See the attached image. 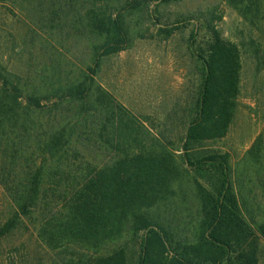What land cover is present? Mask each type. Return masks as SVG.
<instances>
[{"label":"trees","instance_id":"16d2710c","mask_svg":"<svg viewBox=\"0 0 264 264\" xmlns=\"http://www.w3.org/2000/svg\"><path fill=\"white\" fill-rule=\"evenodd\" d=\"M176 35L173 140L112 73ZM244 95L264 109V0H0V264H264V126L219 145Z\"/></svg>","mask_w":264,"mask_h":264},{"label":"rangeland","instance_id":"374dc122","mask_svg":"<svg viewBox=\"0 0 264 264\" xmlns=\"http://www.w3.org/2000/svg\"><path fill=\"white\" fill-rule=\"evenodd\" d=\"M226 12L228 15L220 26L227 35L232 33L237 15L229 8ZM179 38L176 35L167 44L141 41L132 50L113 59L115 93L143 120L148 116L164 119L173 108L183 107L195 90L196 82L190 77V65ZM256 102L250 96L241 98L231 133L219 143L220 146H231L236 152L248 148L264 126V109ZM167 119L166 134L178 140L181 131L177 127L178 121Z\"/></svg>","mask_w":264,"mask_h":264}]
</instances>
